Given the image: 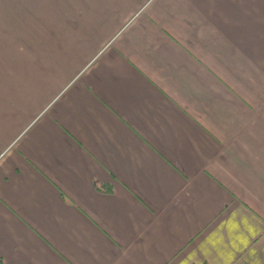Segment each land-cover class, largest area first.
<instances>
[{
    "label": "crops",
    "instance_id": "crops-1",
    "mask_svg": "<svg viewBox=\"0 0 264 264\" xmlns=\"http://www.w3.org/2000/svg\"><path fill=\"white\" fill-rule=\"evenodd\" d=\"M0 264H264V0H0Z\"/></svg>",
    "mask_w": 264,
    "mask_h": 264
}]
</instances>
